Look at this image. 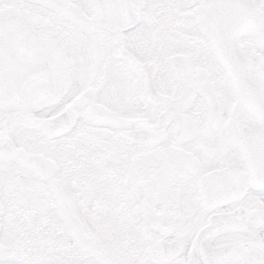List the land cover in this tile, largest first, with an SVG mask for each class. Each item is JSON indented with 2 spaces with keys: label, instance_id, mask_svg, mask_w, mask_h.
I'll list each match as a JSON object with an SVG mask.
<instances>
[{
  "label": "snow or ice",
  "instance_id": "1",
  "mask_svg": "<svg viewBox=\"0 0 264 264\" xmlns=\"http://www.w3.org/2000/svg\"><path fill=\"white\" fill-rule=\"evenodd\" d=\"M0 264H264V0H0Z\"/></svg>",
  "mask_w": 264,
  "mask_h": 264
}]
</instances>
